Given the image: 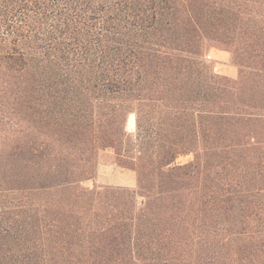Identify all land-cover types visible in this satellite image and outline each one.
<instances>
[{
    "label": "trees",
    "instance_id": "16d2710c",
    "mask_svg": "<svg viewBox=\"0 0 264 264\" xmlns=\"http://www.w3.org/2000/svg\"><path fill=\"white\" fill-rule=\"evenodd\" d=\"M0 264H264V0H0Z\"/></svg>",
    "mask_w": 264,
    "mask_h": 264
},
{
    "label": "rangeland",
    "instance_id": "374dc122",
    "mask_svg": "<svg viewBox=\"0 0 264 264\" xmlns=\"http://www.w3.org/2000/svg\"><path fill=\"white\" fill-rule=\"evenodd\" d=\"M207 60L212 64L216 74L222 75V76H227V77L232 78V79L238 78L239 70L234 65V63L232 62L231 55L228 52L218 50V49H212V50H210V52L207 55ZM126 128H127V131L131 134H134L136 132V117H135V115H131L128 118ZM191 159H192V157H182L179 159L178 162L179 163H186V162L190 161ZM103 166H110V165H100V167H103ZM111 166L115 167L114 168L115 171H121V168H119L115 165H111ZM98 171H99V169H98ZM96 183L99 184L98 178L95 182L94 181L86 182L84 184V186L92 189L96 185ZM99 185H101V184H99ZM116 187H121V186H116ZM136 187H137V184L134 188H131V189H135ZM125 188H127V187H125Z\"/></svg>",
    "mask_w": 264,
    "mask_h": 264
},
{
    "label": "crops",
    "instance_id": "0c3cea01",
    "mask_svg": "<svg viewBox=\"0 0 264 264\" xmlns=\"http://www.w3.org/2000/svg\"><path fill=\"white\" fill-rule=\"evenodd\" d=\"M114 166H103L98 171V183L101 185L121 186L134 188L137 184V177L133 171L121 169L115 171Z\"/></svg>",
    "mask_w": 264,
    "mask_h": 264
}]
</instances>
